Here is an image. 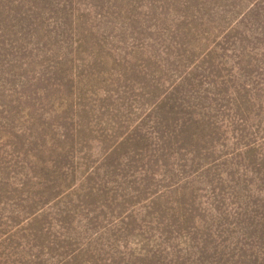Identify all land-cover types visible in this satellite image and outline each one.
Segmentation results:
<instances>
[{
    "label": "rangeland",
    "instance_id": "rangeland-1",
    "mask_svg": "<svg viewBox=\"0 0 264 264\" xmlns=\"http://www.w3.org/2000/svg\"><path fill=\"white\" fill-rule=\"evenodd\" d=\"M0 264H264V0H0Z\"/></svg>",
    "mask_w": 264,
    "mask_h": 264
}]
</instances>
